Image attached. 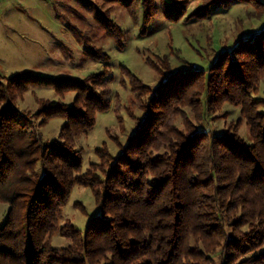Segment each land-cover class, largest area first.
<instances>
[{"label": "trees", "instance_id": "1", "mask_svg": "<svg viewBox=\"0 0 264 264\" xmlns=\"http://www.w3.org/2000/svg\"><path fill=\"white\" fill-rule=\"evenodd\" d=\"M104 1L121 5L133 18L141 4L144 34L160 9L175 21L187 5ZM229 1L206 0L191 17L204 18ZM239 1L252 2L264 14L263 0L233 2ZM93 9L100 26L121 44L122 31L108 9ZM84 44L101 71L84 77L0 73V203L9 206L0 225V264H264V101L251 96L264 74V25L223 48L206 70L173 71L153 90L125 69L135 99L141 88L150 96L127 145L107 170L99 166L103 178L92 165L81 171L83 150L75 145L113 97L109 56L87 38ZM34 87L52 88L60 97L73 92V101L36 98V111L24 113L17 101ZM225 101L241 106L251 144L236 131L215 135L201 128L205 105L216 108ZM178 115L184 130L173 124ZM55 117L64 120L58 138L43 140L39 128ZM97 152L103 160L105 153ZM75 185L89 187L100 210L83 233L62 223ZM56 235L68 244L54 246Z\"/></svg>", "mask_w": 264, "mask_h": 264}, {"label": "rangeland", "instance_id": "2", "mask_svg": "<svg viewBox=\"0 0 264 264\" xmlns=\"http://www.w3.org/2000/svg\"><path fill=\"white\" fill-rule=\"evenodd\" d=\"M164 1L170 0H154L158 7ZM205 1L186 0L183 16L175 21L164 16L160 9L150 20L145 34L141 29L144 11L141 4L136 9L135 18L121 5L104 0H53L55 17H50L43 9H21L12 16L0 10V73L8 77L28 70L38 75L84 77L101 71L103 66L86 55L84 38L103 49L109 56L107 66L112 102L107 111L97 113L93 129L75 142L76 147L83 150L81 171L92 165L96 175L103 178L104 172L99 166L107 170L127 145L143 118L141 104H145L150 96L148 90L141 88L140 98L135 99L126 70L153 90L173 71L206 70L223 48L264 25V14L259 15L262 14L259 7L252 2L234 0H230L227 6L213 8L204 18H192L191 14ZM95 6L101 11L108 9L109 16L122 31L121 44L100 26L93 9ZM251 96L264 101V74ZM73 97V92L60 97L52 88L34 87L17 101V107L24 113H33L37 109L36 98L71 104ZM259 109H264V105ZM184 110L187 119L199 126L200 121L194 118L189 108L184 107ZM203 117L201 128L206 127L212 134L236 131L245 142L252 143L240 105L228 101L216 108L205 105ZM35 120L37 124L42 117ZM63 123L62 118H51L39 128L42 139H57ZM173 124L185 129L183 117L179 115L174 117ZM98 150L105 153L103 160ZM8 209L7 203H0V225L5 221ZM99 211L92 190L75 185L64 208L62 223L71 222L83 233L90 218L99 215ZM52 244L62 247L68 244V240L56 235Z\"/></svg>", "mask_w": 264, "mask_h": 264}, {"label": "crops", "instance_id": "3", "mask_svg": "<svg viewBox=\"0 0 264 264\" xmlns=\"http://www.w3.org/2000/svg\"><path fill=\"white\" fill-rule=\"evenodd\" d=\"M21 9L24 10L43 9L48 12V15L50 17L52 16L55 17V14L53 12L54 9L53 0H0V10H4L5 12H7L6 14L8 16H12L13 14H16Z\"/></svg>", "mask_w": 264, "mask_h": 264}]
</instances>
